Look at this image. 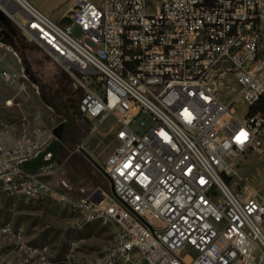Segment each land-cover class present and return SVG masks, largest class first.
<instances>
[{
  "label": "built area",
  "instance_id": "built-area-1",
  "mask_svg": "<svg viewBox=\"0 0 264 264\" xmlns=\"http://www.w3.org/2000/svg\"><path fill=\"white\" fill-rule=\"evenodd\" d=\"M0 9L81 88L91 132L116 122L103 164L111 190L86 196L48 180L58 155L24 166L52 158L54 131L0 142V191L55 196L84 214L79 227L95 214L121 225L104 256L73 246L67 262L264 264V194L242 196L229 182L240 157L264 148V110L237 113L239 102L249 110L264 101V0H77L68 23L31 0H0ZM6 227L18 242L0 244V264H36L25 231ZM34 249L43 264L58 255Z\"/></svg>",
  "mask_w": 264,
  "mask_h": 264
},
{
  "label": "rangeland",
  "instance_id": "rangeland-1",
  "mask_svg": "<svg viewBox=\"0 0 264 264\" xmlns=\"http://www.w3.org/2000/svg\"><path fill=\"white\" fill-rule=\"evenodd\" d=\"M31 1L62 23L70 22V15L77 2ZM0 24L3 27H6V24L11 25L13 32L11 38L9 33H4V28L0 27V142L8 146H13L19 141L28 143L29 139H34L44 129L54 131L55 139L65 119L44 100L41 87L47 84L48 76L61 72L63 68L43 49L25 38L26 41L24 36L14 29L12 20L1 9ZM74 32L77 35L81 33L77 26ZM20 51L24 53L25 59H22ZM4 69L12 74L10 80L2 78L1 71ZM69 88L72 92L70 94L78 99L79 103L83 91L76 93L71 84ZM233 96L228 93L225 98L231 100ZM240 103H237V113L238 116H244L248 109L243 102L242 105ZM79 122L82 127L80 144L83 146L81 150L76 151L83 155L88 164L87 174L74 178L75 180L69 179L67 174L72 177V170H66L65 153L72 151L67 145H62L63 155L49 166L48 180L74 196H86L98 187L110 191L111 183L103 173V164L115 146L116 122L110 118L93 132L90 131L89 120L83 115ZM237 172L229 179L236 193L242 196L264 194V148L240 157L237 161ZM80 221H84V214L76 213L55 196L32 198L0 191V226L9 223L23 229L30 244L39 248L46 247L50 256L58 254L53 260L57 264H74L67 262L65 255L73 246L88 259L104 256L118 242L122 230L118 223L104 222V216L99 214H95V221L82 227L76 225L80 224ZM140 264L150 263L144 258Z\"/></svg>",
  "mask_w": 264,
  "mask_h": 264
},
{
  "label": "trees",
  "instance_id": "trees-1",
  "mask_svg": "<svg viewBox=\"0 0 264 264\" xmlns=\"http://www.w3.org/2000/svg\"><path fill=\"white\" fill-rule=\"evenodd\" d=\"M14 29L19 32L17 25L14 21ZM11 26V25H10ZM6 24L4 29L9 33L11 38H13V32L11 31V27ZM10 29V31H9ZM15 31V32H16ZM20 33V32H19ZM22 36V35H21ZM23 37V36H22ZM25 39V37H23ZM26 40V39H25ZM27 41V40H26ZM22 59H25L24 53L20 51ZM71 78L68 73L63 69L61 72H57L52 76H48V82L44 86L42 85L41 91L44 97V100L51 105L54 111L62 116L65 121L63 122L61 129L62 135L60 138V145L58 148V156L61 157L63 147L65 144L68 146L69 150L72 153H65L67 156V160L65 162L66 170H72V177L68 174L70 180H75L74 178H81L87 174L88 164L84 159L83 155L80 152L76 151L77 146L80 144V134H81V124L79 119L82 116V113L79 109L78 99L73 97L70 92L71 89L69 85L71 84ZM82 91L81 88L75 90V92ZM72 93V92H71ZM81 99V98H80ZM264 110V101L255 104L250 107L248 110V114L252 115L257 111ZM89 121V125H90Z\"/></svg>",
  "mask_w": 264,
  "mask_h": 264
},
{
  "label": "water",
  "instance_id": "water-1",
  "mask_svg": "<svg viewBox=\"0 0 264 264\" xmlns=\"http://www.w3.org/2000/svg\"><path fill=\"white\" fill-rule=\"evenodd\" d=\"M62 135V129L60 128L57 131V139H55L51 145L48 147L47 151H51L52 152V158L48 161H43L42 157H39L35 160H31V161H27L24 163V166L26 167H31V166H36V165H42L45 163H50L52 161H54L57 158L58 155V148H59V139L61 138Z\"/></svg>",
  "mask_w": 264,
  "mask_h": 264
},
{
  "label": "bare ground",
  "instance_id": "bare-ground-1",
  "mask_svg": "<svg viewBox=\"0 0 264 264\" xmlns=\"http://www.w3.org/2000/svg\"><path fill=\"white\" fill-rule=\"evenodd\" d=\"M9 103H11V102H9ZM99 215L104 216V214H99ZM6 235L9 236L13 242H18V235L15 232H13V230H11V228L6 227V225H1L0 226V236H6ZM26 248L31 250V251L38 252V250H36L34 248H39V247H36L35 245L30 244V242L28 241V247H26ZM40 248H44V249H42V256L43 257H50L46 247H40ZM40 259L43 261V258H40ZM53 264H57V263L55 261H53Z\"/></svg>",
  "mask_w": 264,
  "mask_h": 264
},
{
  "label": "crops",
  "instance_id": "crops-1",
  "mask_svg": "<svg viewBox=\"0 0 264 264\" xmlns=\"http://www.w3.org/2000/svg\"><path fill=\"white\" fill-rule=\"evenodd\" d=\"M245 112H246V110H245ZM4 240H9L10 242H13L11 240V238L9 236H7V235L6 236H0V244L4 243ZM25 256L27 258H36V264H43V261L40 258H37L38 257V252H36V251H31V250L25 248ZM54 259H55V257H53V260Z\"/></svg>",
  "mask_w": 264,
  "mask_h": 264
},
{
  "label": "flooded vegetation",
  "instance_id": "flooded-vegetation-1",
  "mask_svg": "<svg viewBox=\"0 0 264 264\" xmlns=\"http://www.w3.org/2000/svg\"><path fill=\"white\" fill-rule=\"evenodd\" d=\"M2 26V24H0V27ZM3 27V26H2ZM4 28V27H3ZM4 33H6L5 29H3Z\"/></svg>",
  "mask_w": 264,
  "mask_h": 264
}]
</instances>
